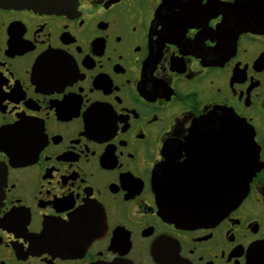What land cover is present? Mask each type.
<instances>
[{"label": "flooded vegetation", "instance_id": "1", "mask_svg": "<svg viewBox=\"0 0 264 264\" xmlns=\"http://www.w3.org/2000/svg\"><path fill=\"white\" fill-rule=\"evenodd\" d=\"M215 109L262 169L179 227L153 171L171 155L198 186L216 160L191 131ZM0 174V264H264V0L0 2Z\"/></svg>", "mask_w": 264, "mask_h": 264}, {"label": "water", "instance_id": "2", "mask_svg": "<svg viewBox=\"0 0 264 264\" xmlns=\"http://www.w3.org/2000/svg\"><path fill=\"white\" fill-rule=\"evenodd\" d=\"M0 2L21 7L39 5V0ZM242 123L233 112L215 109L194 124L191 133L206 136L194 140L212 143L208 149L216 160L207 176L201 173L198 186L186 182L187 173L171 155L154 169L152 184L160 216L183 228L212 225L242 202L252 178L263 165L253 134L246 133L244 128L245 133L241 134ZM2 186L0 180V200Z\"/></svg>", "mask_w": 264, "mask_h": 264}]
</instances>
